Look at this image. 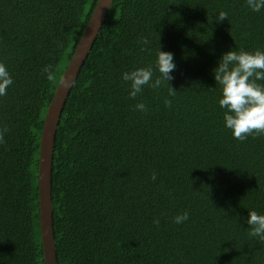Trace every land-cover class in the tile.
Here are the masks:
<instances>
[{
    "label": "trees",
    "instance_id": "obj_1",
    "mask_svg": "<svg viewBox=\"0 0 264 264\" xmlns=\"http://www.w3.org/2000/svg\"><path fill=\"white\" fill-rule=\"evenodd\" d=\"M97 2L0 0V63L13 81L0 96V264H44V119ZM220 12L227 17L217 20ZM159 46L174 55L173 79L130 98L121 74L152 67L155 79ZM232 49L264 51V8L114 0L57 126L59 264H264V241L246 223L248 211L264 214V134L232 137L213 78ZM186 210L189 219L174 223Z\"/></svg>",
    "mask_w": 264,
    "mask_h": 264
},
{
    "label": "clouds",
    "instance_id": "obj_2",
    "mask_svg": "<svg viewBox=\"0 0 264 264\" xmlns=\"http://www.w3.org/2000/svg\"><path fill=\"white\" fill-rule=\"evenodd\" d=\"M246 4L253 12H259L264 8V0H246ZM225 17H227L226 13L220 12L217 20ZM148 42L146 38L142 39L143 44L146 45ZM155 69L159 73L155 79H153L152 67H138L121 74L122 81L128 83L130 98L135 99L143 91L144 86L155 89L159 88L164 81L170 82L173 79L172 73L176 69L173 53L163 51L159 46ZM44 71L48 79L53 78L47 67ZM212 71L216 85L220 86L218 105L224 109V127L231 130L232 137L243 141L249 135L264 134V84L257 83V81H264V51L229 50L221 55L217 66ZM12 82L6 65L0 63V96L5 95ZM174 92L175 90L171 87L169 95H173ZM164 103L169 106L171 101L165 99ZM135 109L141 112L147 111L143 102L136 103ZM0 140H2V133H0ZM151 179H156L155 172L152 173ZM188 219L189 212L186 210L173 217V222L182 224ZM246 223L251 228L249 236L264 241V214L248 211Z\"/></svg>",
    "mask_w": 264,
    "mask_h": 264
},
{
    "label": "water",
    "instance_id": "obj_3",
    "mask_svg": "<svg viewBox=\"0 0 264 264\" xmlns=\"http://www.w3.org/2000/svg\"><path fill=\"white\" fill-rule=\"evenodd\" d=\"M113 2L114 0H98L89 23L62 75L44 119L39 153V221L44 264H59L52 212L53 153L58 122L68 96L106 21Z\"/></svg>",
    "mask_w": 264,
    "mask_h": 264
}]
</instances>
